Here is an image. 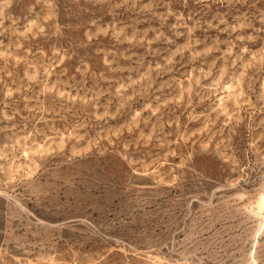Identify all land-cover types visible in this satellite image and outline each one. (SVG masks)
<instances>
[{"label":"rangeland","instance_id":"374dc122","mask_svg":"<svg viewBox=\"0 0 264 264\" xmlns=\"http://www.w3.org/2000/svg\"><path fill=\"white\" fill-rule=\"evenodd\" d=\"M0 264H264V0H0Z\"/></svg>","mask_w":264,"mask_h":264}]
</instances>
